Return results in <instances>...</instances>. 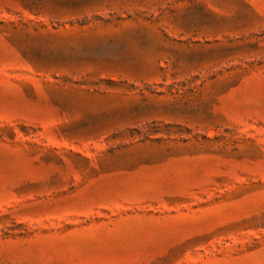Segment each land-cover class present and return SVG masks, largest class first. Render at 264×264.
Masks as SVG:
<instances>
[{
    "label": "rangeland",
    "instance_id": "obj_1",
    "mask_svg": "<svg viewBox=\"0 0 264 264\" xmlns=\"http://www.w3.org/2000/svg\"><path fill=\"white\" fill-rule=\"evenodd\" d=\"M0 264H264V0H0Z\"/></svg>",
    "mask_w": 264,
    "mask_h": 264
}]
</instances>
